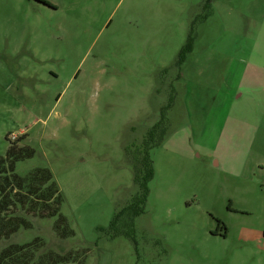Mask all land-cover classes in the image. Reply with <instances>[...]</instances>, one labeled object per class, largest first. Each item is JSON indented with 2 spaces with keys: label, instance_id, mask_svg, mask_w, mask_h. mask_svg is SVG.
Here are the masks:
<instances>
[{
  "label": "rangeland",
  "instance_id": "rangeland-1",
  "mask_svg": "<svg viewBox=\"0 0 264 264\" xmlns=\"http://www.w3.org/2000/svg\"><path fill=\"white\" fill-rule=\"evenodd\" d=\"M47 1L0 0V157L30 150L15 173L48 169L68 225L15 204L30 227L0 252L37 239L75 264H264V0ZM161 115L132 223L124 146Z\"/></svg>",
  "mask_w": 264,
  "mask_h": 264
},
{
  "label": "trees",
  "instance_id": "trees-1",
  "mask_svg": "<svg viewBox=\"0 0 264 264\" xmlns=\"http://www.w3.org/2000/svg\"><path fill=\"white\" fill-rule=\"evenodd\" d=\"M45 6H50L47 0H35ZM192 35L183 45L176 66L178 67L185 55L191 51ZM172 106L168 103L162 110ZM163 113V111H162ZM166 119L160 116V121L146 133L142 143L136 146H124V156L133 172V184L136 192L133 195L128 209H131L132 223L134 218L142 214V205L146 202L150 192L149 183L154 177V169L150 150L162 141L166 134ZM24 139V138H23ZM30 150L20 149L15 143L10 146L4 158L0 157V240L8 239L19 229H29L30 223L23 217L13 216L7 211L17 204L33 210L40 218H56L55 230L61 228L66 231L68 225L65 218L59 213L62 198L57 185L52 181V174L46 168L34 169L25 177H18L14 171L16 161L30 157ZM124 210L115 215L109 230L116 225L117 219ZM60 225V226H59ZM112 236H115L113 234ZM43 244L33 239L22 244H10L0 252V264H75V261L57 259L55 256L42 251ZM40 251V253H39ZM38 253V255H37Z\"/></svg>",
  "mask_w": 264,
  "mask_h": 264
},
{
  "label": "water",
  "instance_id": "water-1",
  "mask_svg": "<svg viewBox=\"0 0 264 264\" xmlns=\"http://www.w3.org/2000/svg\"><path fill=\"white\" fill-rule=\"evenodd\" d=\"M27 1H31V0H27Z\"/></svg>",
  "mask_w": 264,
  "mask_h": 264
},
{
  "label": "built area",
  "instance_id": "built-area-1",
  "mask_svg": "<svg viewBox=\"0 0 264 264\" xmlns=\"http://www.w3.org/2000/svg\"><path fill=\"white\" fill-rule=\"evenodd\" d=\"M15 137H13V139H14Z\"/></svg>",
  "mask_w": 264,
  "mask_h": 264
},
{
  "label": "crops",
  "instance_id": "crops-1",
  "mask_svg": "<svg viewBox=\"0 0 264 264\" xmlns=\"http://www.w3.org/2000/svg\"><path fill=\"white\" fill-rule=\"evenodd\" d=\"M202 8H203V7H202ZM202 8H201V9H202Z\"/></svg>",
  "mask_w": 264,
  "mask_h": 264
}]
</instances>
